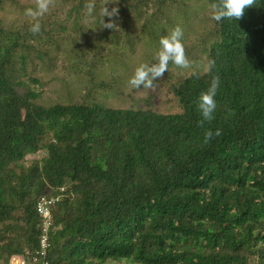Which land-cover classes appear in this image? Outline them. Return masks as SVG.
<instances>
[{"label": "trees", "instance_id": "16d2710c", "mask_svg": "<svg viewBox=\"0 0 264 264\" xmlns=\"http://www.w3.org/2000/svg\"><path fill=\"white\" fill-rule=\"evenodd\" d=\"M159 1L175 9L194 0ZM111 2L116 36L115 26L104 27V0H59L38 34L0 15V264L38 248L44 196L60 197L48 207V264H264V0L220 22L211 18L214 0L202 2L206 36L193 43L221 80L214 119L203 127L204 72L170 91L178 113L155 111L154 96L134 109L82 103L77 91L106 88L96 64L105 51L94 40L112 35L120 50L142 12L129 0ZM188 14L162 18L171 26L147 37L156 51L154 38L194 25ZM208 129L221 134L206 143Z\"/></svg>", "mask_w": 264, "mask_h": 264}, {"label": "rangeland", "instance_id": "374dc122", "mask_svg": "<svg viewBox=\"0 0 264 264\" xmlns=\"http://www.w3.org/2000/svg\"><path fill=\"white\" fill-rule=\"evenodd\" d=\"M54 0V6H50L49 11L40 18L41 28H45L49 25L53 16L57 12V2ZM202 2L206 0H194L188 4H184L181 8L179 5L172 6L175 9H167L165 4L160 5L159 0H129L131 6L136 7L142 5V12L140 16L129 25L130 31L126 35H122L123 38L121 45L123 48L120 50L114 49L111 44L112 35H109L107 39L103 37L94 40L96 46L101 47L105 51V62L99 65L98 73L99 79L102 81L106 88L101 89L99 83H96L95 90L77 91L78 95L83 96L86 104H97L101 107L111 109H134L137 104L149 96H154L159 100L157 104L154 103L155 111L165 114H174L180 111V105L170 95V91L178 87L183 80L191 72H203L202 66L206 63V58L200 47L196 45V40L204 39L206 33L199 30L201 28V18H208V12L204 10L205 5ZM17 4V10H14V6ZM192 4V5H191ZM35 0H5V5H0V15H8L10 17L18 16V26L22 25L21 31L24 32L28 28L30 23V17L25 15V9H35ZM177 10V14L184 15V12H188V15L194 18V25L183 32V45L188 47L195 60L186 52V56L191 63L190 68H180L174 64H169L168 71L164 73L163 77L158 78L154 83L157 87L155 90L133 89L127 84V81L133 74L135 67L141 62L152 61L156 52V42L149 41L147 37L150 34L156 33L159 30H163L165 27H170L171 23L162 18L171 11ZM106 19L115 23L113 32L115 36L120 33V23L113 20V17H107ZM177 23L178 21L175 20ZM44 33L46 31L41 30ZM156 37L154 39H159ZM193 43V44H192ZM93 72L97 70V66L91 69ZM79 78H84L81 76ZM73 83L76 80L67 79ZM97 80V78H96ZM58 97L63 98L67 91L64 87L58 90ZM76 93V92H75ZM72 103V97H69L66 101ZM22 111L19 109V105L13 106V116L16 122L21 119ZM128 264V263H119Z\"/></svg>", "mask_w": 264, "mask_h": 264}, {"label": "clouds", "instance_id": "9594fccd", "mask_svg": "<svg viewBox=\"0 0 264 264\" xmlns=\"http://www.w3.org/2000/svg\"><path fill=\"white\" fill-rule=\"evenodd\" d=\"M112 3L111 0H104V7L102 9L103 17H114L118 14V8L113 7L111 11L106 7L107 4ZM118 3V0L117 2ZM115 3V4H116ZM256 0H214L210 4L211 18L220 22L223 19H239L244 15V11L248 7H254ZM36 7L25 9V15L30 17L29 31L33 34H38L41 31L40 18L49 11L50 6L54 4V0H35ZM113 4V3H112ZM95 5L89 3L86 5L88 14H91ZM104 27L113 28L115 23L109 21L104 23ZM183 30L177 24L166 35L159 38V49L155 52L153 60L150 62L139 63L127 84L133 89L155 90L157 87L156 81L158 78L163 77L164 73L168 71L169 64H174L180 68H190L191 63L188 60L185 48L183 45ZM215 61L208 60L202 66V71L206 75H210L211 79L207 89L201 92L197 100V108L200 112L202 119L200 126L203 127L204 122H211L214 119V113L217 109L216 96L220 88V76L214 74ZM220 130L217 129L215 133L208 129L204 133L205 142L207 143L213 135H220Z\"/></svg>", "mask_w": 264, "mask_h": 264}, {"label": "built area", "instance_id": "2783aa9c", "mask_svg": "<svg viewBox=\"0 0 264 264\" xmlns=\"http://www.w3.org/2000/svg\"><path fill=\"white\" fill-rule=\"evenodd\" d=\"M65 191L64 189H61V193ZM60 197H41L38 203L36 204V211L39 215L42 216V236L39 241V246L35 250V252L30 255L29 253H26L24 257L19 258L17 261H14V263H8V264H48L47 262V253L49 251V243H48V237L47 233L50 228V221H49V209L48 207H51L54 202H58ZM2 264H7L2 262Z\"/></svg>", "mask_w": 264, "mask_h": 264}]
</instances>
